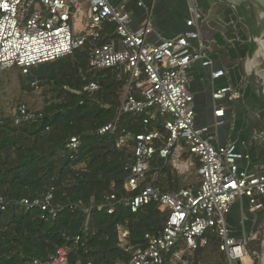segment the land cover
<instances>
[{
    "label": "built area",
    "instance_id": "obj_1",
    "mask_svg": "<svg viewBox=\"0 0 264 264\" xmlns=\"http://www.w3.org/2000/svg\"><path fill=\"white\" fill-rule=\"evenodd\" d=\"M136 1L143 6L142 0ZM87 3L88 25L85 30L83 27L77 30L82 14L76 0H0V72L19 68L27 75L31 67L57 61L98 39L105 24L116 26V39L93 50L90 66L96 70L116 68L128 80L116 120L98 133H116L119 118L127 114L144 115L145 125L153 122L161 125L149 133L136 136L124 133L120 137L119 148L131 147L130 141H134V160L128 167L126 191L134 193L141 189L157 155L171 159V164L182 173L198 163L200 179L196 191L188 187L170 193L147 186L138 195L120 201L114 195L107 198L118 201L133 214L150 204L167 211L163 230L158 234L146 233L142 244L131 243L128 222L118 227L120 247L130 254V259L117 264H200L198 252L209 246L213 236L220 240L218 249L225 256L226 264H247L249 244L257 236L233 238L227 217L239 200H249L256 210L263 208L258 198L264 196V172L241 171L239 162L249 160V155L239 152L235 144L214 146L206 130L196 126L189 71L198 62L204 67L211 65L209 48L202 40L203 14L192 0L191 19L187 21L191 30L152 44L148 42L153 33L149 22L133 30L129 13L117 8L113 0H87ZM194 41L199 43L198 47L193 46ZM224 74L218 71L213 79ZM98 90L96 83L87 87L90 92ZM134 90L139 98L132 94ZM240 96V91L226 87L217 91L214 99L233 101ZM224 115V110L215 112L218 125L223 124L220 118ZM13 117L20 124L35 119L36 115L21 105ZM67 147L78 153L81 140L74 137ZM184 152L190 156L187 161L183 160ZM21 205L27 209L40 208L52 217L60 210L53 205L51 193L43 199L24 200ZM6 208L4 199L0 198V211ZM91 213L92 207L85 211L87 224ZM114 213L115 207L109 205L108 214ZM68 255L66 248H59L48 261L36 260L32 264H70Z\"/></svg>",
    "mask_w": 264,
    "mask_h": 264
},
{
    "label": "trees",
    "instance_id": "obj_2",
    "mask_svg": "<svg viewBox=\"0 0 264 264\" xmlns=\"http://www.w3.org/2000/svg\"><path fill=\"white\" fill-rule=\"evenodd\" d=\"M114 39L116 26L105 24L98 39L68 56L33 66L27 75L17 68L23 87L37 83L43 89L44 106L31 111L35 119L20 124L11 113H0V198L7 206L0 211V264L46 262L59 248L68 250L70 264H117L130 259L119 244L120 225L129 223L134 245L142 244L146 233L163 230L166 210L150 204L133 214L118 202L147 186L164 192L181 189L180 178L159 155L141 189L134 193L125 189L134 141L131 147L119 148L120 137L149 133L161 128L160 122L145 125L144 115L127 114L119 118L116 133H98L116 120L128 80L116 68L90 66L93 50ZM91 83L98 84L99 90L87 91ZM132 94L139 98L136 90ZM74 137L81 140L78 153L67 147ZM50 193L53 205L60 209L55 217L21 205ZM113 195L118 201H108ZM109 205L115 207L112 215ZM91 207L87 224L85 211ZM219 244L213 236L209 246L198 252L204 264H225L218 260Z\"/></svg>",
    "mask_w": 264,
    "mask_h": 264
},
{
    "label": "crops",
    "instance_id": "obj_3",
    "mask_svg": "<svg viewBox=\"0 0 264 264\" xmlns=\"http://www.w3.org/2000/svg\"><path fill=\"white\" fill-rule=\"evenodd\" d=\"M76 1L80 6L83 5V19L87 18V0ZM142 1V7L136 0H113V4L129 13L131 29L138 30L148 22L152 25L153 33L148 38L149 43L158 44L164 39H172L191 30L187 21L191 19L192 0ZM194 2L204 16L202 40L209 48L211 59L209 67L198 62L189 71V90L194 95L196 126L206 130V136L214 146L235 144L239 152L249 155V160L239 162L241 171L263 173L264 11L255 4L239 9L220 0ZM81 28L80 21L77 30ZM192 44L198 47L199 43L194 41ZM218 71H224V76L213 79V74ZM226 87L240 91V98L233 101L228 98L215 100L214 94ZM217 110L225 112L224 117L220 118L222 125L217 124ZM188 158L190 156L184 152L183 160L187 161ZM167 161L173 166L171 159ZM198 166L196 163L186 172L195 171L198 183L188 186L180 184L179 188L198 190ZM180 174L185 173L180 171ZM258 200L263 205L262 209H254L249 200H239L227 217L233 238L242 240L257 236L249 244L250 257L247 264H264V196ZM197 262L204 264L199 255Z\"/></svg>",
    "mask_w": 264,
    "mask_h": 264
},
{
    "label": "rangeland",
    "instance_id": "obj_4",
    "mask_svg": "<svg viewBox=\"0 0 264 264\" xmlns=\"http://www.w3.org/2000/svg\"><path fill=\"white\" fill-rule=\"evenodd\" d=\"M81 9L83 10V5H81ZM80 16H78V19ZM81 18V27L85 30L88 25V19ZM21 105L30 108V111L42 109L44 106L43 89L34 85H32L31 88L23 87L19 81L17 68L0 72V113L8 112L13 115ZM171 167L174 174L182 180V186L198 183L195 171L180 174V171L174 166ZM218 260L223 261L226 264V258L221 253H219Z\"/></svg>",
    "mask_w": 264,
    "mask_h": 264
},
{
    "label": "water",
    "instance_id": "obj_5",
    "mask_svg": "<svg viewBox=\"0 0 264 264\" xmlns=\"http://www.w3.org/2000/svg\"><path fill=\"white\" fill-rule=\"evenodd\" d=\"M220 1L226 2L239 9L240 8L245 9L247 5L255 4L264 11V0H220Z\"/></svg>",
    "mask_w": 264,
    "mask_h": 264
},
{
    "label": "bare ground",
    "instance_id": "obj_6",
    "mask_svg": "<svg viewBox=\"0 0 264 264\" xmlns=\"http://www.w3.org/2000/svg\"><path fill=\"white\" fill-rule=\"evenodd\" d=\"M261 41V40H260ZM258 53H260V52H258ZM264 53V52H263ZM264 56V55H263Z\"/></svg>",
    "mask_w": 264,
    "mask_h": 264
}]
</instances>
